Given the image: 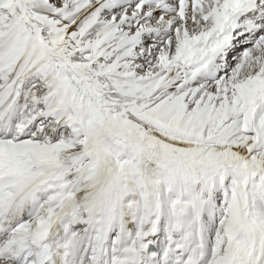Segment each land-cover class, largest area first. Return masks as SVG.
<instances>
[{
	"label": "snow or ice",
	"instance_id": "snow-or-ice-1",
	"mask_svg": "<svg viewBox=\"0 0 264 264\" xmlns=\"http://www.w3.org/2000/svg\"><path fill=\"white\" fill-rule=\"evenodd\" d=\"M0 264H264V0H0Z\"/></svg>",
	"mask_w": 264,
	"mask_h": 264
}]
</instances>
